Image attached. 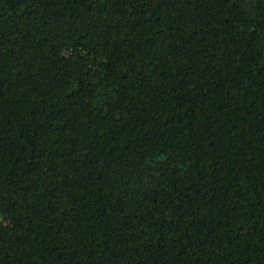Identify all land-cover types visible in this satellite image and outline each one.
<instances>
[{"label": "trees", "instance_id": "1", "mask_svg": "<svg viewBox=\"0 0 264 264\" xmlns=\"http://www.w3.org/2000/svg\"><path fill=\"white\" fill-rule=\"evenodd\" d=\"M0 264H264V0H0Z\"/></svg>", "mask_w": 264, "mask_h": 264}, {"label": "rangeland", "instance_id": "2", "mask_svg": "<svg viewBox=\"0 0 264 264\" xmlns=\"http://www.w3.org/2000/svg\"><path fill=\"white\" fill-rule=\"evenodd\" d=\"M63 55H64V52H61V53H60V58H61Z\"/></svg>", "mask_w": 264, "mask_h": 264}]
</instances>
